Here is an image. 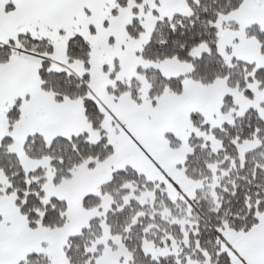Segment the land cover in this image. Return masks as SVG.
<instances>
[{"label":"snow or ice","instance_id":"obj_1","mask_svg":"<svg viewBox=\"0 0 264 264\" xmlns=\"http://www.w3.org/2000/svg\"><path fill=\"white\" fill-rule=\"evenodd\" d=\"M0 264H264V0H0Z\"/></svg>","mask_w":264,"mask_h":264}]
</instances>
